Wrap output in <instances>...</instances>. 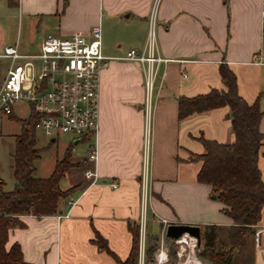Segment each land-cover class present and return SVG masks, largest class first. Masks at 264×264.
Returning <instances> with one entry per match:
<instances>
[{
    "label": "crops",
    "instance_id": "crops-1",
    "mask_svg": "<svg viewBox=\"0 0 264 264\" xmlns=\"http://www.w3.org/2000/svg\"><path fill=\"white\" fill-rule=\"evenodd\" d=\"M12 2L0 0L2 37H8L5 23L11 13L21 20V30L17 41H6L3 49L17 43L22 52L32 53L48 34H89L100 25L102 51L110 59L100 75L98 133L87 142L85 153L72 154L71 161L81 166L71 168L61 181L62 190H71L69 196L60 201L58 215H19L22 225L9 230L7 248L18 243L31 264H119L129 258L133 247L131 227H139L137 264H152L151 250L155 244L164 248L171 223L198 225L202 234L217 227L226 244L232 219L211 196V186L198 181L202 162L195 156L205 152L201 138L222 144L234 141L230 111L224 106L180 119L179 99L225 90L220 65L232 70L238 94L248 104L258 98L263 112L257 165L264 185V0H68L66 6L63 0ZM154 9L159 53L169 61L159 66L147 133L143 68L123 57L145 46ZM25 47L31 49L22 50ZM3 49L0 59L7 69ZM19 107L14 116L28 119L30 111L23 118L18 116ZM71 140L74 152L82 142ZM93 149L95 161L89 158ZM64 153L43 178L51 176ZM88 169L95 179L85 176ZM259 226H264V206L252 229ZM230 261L264 264V233L258 246L253 233L247 234ZM206 262L212 264L208 258L202 261Z\"/></svg>",
    "mask_w": 264,
    "mask_h": 264
},
{
    "label": "trees",
    "instance_id": "trees-1",
    "mask_svg": "<svg viewBox=\"0 0 264 264\" xmlns=\"http://www.w3.org/2000/svg\"><path fill=\"white\" fill-rule=\"evenodd\" d=\"M11 3L12 0H10ZM66 6L68 0H63ZM264 37V25H263ZM225 90L213 89L208 94L179 99V118L183 119L195 112H204L227 106L230 111L234 141L222 144L217 141L201 138L205 152L195 156L202 162L198 181L211 186V196L225 207L222 211L232 219L226 244L217 229L210 227L203 234V252L200 260L209 259L212 264H230L234 248H239L245 242L249 233L259 220L261 208L264 206V185L257 165L262 133L259 122L263 112L257 98L248 104L237 91L236 77L232 70L222 64L219 68ZM21 125V135L13 154V176L15 188L12 191H0V264H31L24 260L18 243L7 248L9 230L16 225H22L19 215L32 214L36 217L58 215L60 201L69 196L71 190H62L61 181L71 168L81 166L71 161V148L68 146L64 157L57 161L55 169L48 178L35 177L34 162L39 158L36 148L35 118L30 116L22 120L14 115ZM134 236L133 247L129 258L119 264H137L140 245L139 227H131ZM166 238L167 242L169 241ZM221 245V247H220ZM158 244L154 245L151 254L155 253ZM228 248V249H227ZM110 252L106 246H101ZM150 256V255H149ZM153 259V256H150Z\"/></svg>",
    "mask_w": 264,
    "mask_h": 264
},
{
    "label": "built area",
    "instance_id": "built-area-1",
    "mask_svg": "<svg viewBox=\"0 0 264 264\" xmlns=\"http://www.w3.org/2000/svg\"><path fill=\"white\" fill-rule=\"evenodd\" d=\"M157 42L154 9L145 46L141 50L131 49L123 57L143 68L147 133L159 66L169 61L160 55ZM2 57L7 59L8 65L0 84V116L9 117L15 114L17 107L25 106L35 118V129L51 139L70 136L72 142L92 141L99 130L100 75L110 59L102 51L100 25H95L89 34L75 32L68 37L48 34L39 50L32 53L22 52L17 43L6 46ZM89 158L92 161L97 159L95 149L91 150ZM147 172L148 156L145 152L144 179ZM85 176L96 178L91 169L85 171ZM263 233L264 226L256 228L253 234L255 245L260 244ZM163 251L157 254L160 261L167 257Z\"/></svg>",
    "mask_w": 264,
    "mask_h": 264
},
{
    "label": "rangeland",
    "instance_id": "rangeland-1",
    "mask_svg": "<svg viewBox=\"0 0 264 264\" xmlns=\"http://www.w3.org/2000/svg\"><path fill=\"white\" fill-rule=\"evenodd\" d=\"M17 1V0H16ZM2 27V29H1ZM2 22H0V51L3 49L6 41L9 43H15L18 39L21 30V20L18 15L11 13L5 23V31L8 33V37H2ZM8 38V39H7ZM15 40V41H14ZM12 43V44H13ZM31 47L22 48V50H30ZM4 50V49H3ZM5 61L0 59V77L5 73ZM18 116L23 118L28 116L29 109L25 107H19ZM20 124L16 119H10L7 116H0V191H12L15 188V179L13 176L12 164L13 154L18 145V134H20ZM36 148L39 150V158L34 162L35 165V177L43 178L46 176L47 169H50L52 163L57 158H61L63 153L69 145L71 137L61 136L58 141L51 143V138L46 136L44 132L40 130L35 131ZM91 141L88 142L90 144ZM87 142H82L76 147V151L72 152L73 155L79 156L85 153L88 148ZM71 148V146H69ZM73 148V147H72ZM146 203H143V211L145 212ZM170 239V238H169ZM171 242H165L164 248L159 246L156 248L154 253V261L152 264H187L189 255L191 254V244H194L193 255L199 258V254L203 252L204 238L201 236V242L194 237L187 235L183 239L169 240ZM160 250L166 252L167 257L163 261L157 258V254ZM204 261V260H202ZM200 260V262L202 263ZM203 264V263H202ZM205 264H209L206 262Z\"/></svg>",
    "mask_w": 264,
    "mask_h": 264
},
{
    "label": "water",
    "instance_id": "water-1",
    "mask_svg": "<svg viewBox=\"0 0 264 264\" xmlns=\"http://www.w3.org/2000/svg\"><path fill=\"white\" fill-rule=\"evenodd\" d=\"M52 140L54 141L55 139ZM73 143L77 144L79 143V140H75ZM184 235H189L196 238L199 244L201 242L202 232L198 225L171 223L166 227V237L170 238L171 240H178Z\"/></svg>",
    "mask_w": 264,
    "mask_h": 264
},
{
    "label": "bare ground",
    "instance_id": "bare-ground-1",
    "mask_svg": "<svg viewBox=\"0 0 264 264\" xmlns=\"http://www.w3.org/2000/svg\"><path fill=\"white\" fill-rule=\"evenodd\" d=\"M191 248L192 250H191V254L189 255V259H187L188 260L187 264H201L200 260H198V258L194 257L193 255L194 244H191Z\"/></svg>",
    "mask_w": 264,
    "mask_h": 264
}]
</instances>
